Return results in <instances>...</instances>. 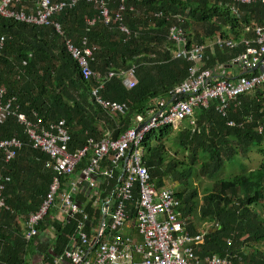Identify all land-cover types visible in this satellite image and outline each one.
I'll return each mask as SVG.
<instances>
[{"label": "trees", "instance_id": "obj_1", "mask_svg": "<svg viewBox=\"0 0 264 264\" xmlns=\"http://www.w3.org/2000/svg\"><path fill=\"white\" fill-rule=\"evenodd\" d=\"M37 1L23 0L21 8L29 12ZM59 1L68 0H51ZM98 1H103L111 13L120 2ZM123 7V23L131 33L125 41L116 26L104 25L94 4L85 0L50 18L62 36L51 25L31 26L0 17V36L5 38L0 54V88L6 98H16L19 111L29 119L34 113L45 122L63 121L70 135L69 152L81 149L88 137H98L101 128H129L136 115L144 114L155 102L167 100L168 92L185 79L190 63L172 59L174 45L167 40L168 28L177 23L174 17L180 18L187 48L208 45L215 37L238 41L243 27L264 25L261 3L123 0ZM158 13H162L161 18H151ZM92 19L95 22L88 27L86 23ZM84 37L89 46L98 47L89 62L92 70L119 73L135 67V88L125 89L121 78L115 76L100 93L106 101L126 105L120 119L114 120L92 103L91 84L83 81L65 50V40L78 47ZM239 53V49L218 48L211 53L208 47L204 67L228 65ZM239 101L238 109L231 108L226 117L218 115L212 106L195 111V129L187 123L176 135L169 126L152 131L143 140L142 160L156 187L164 182L174 186L191 235L199 231L189 221L194 214L199 223L210 226L196 253L199 257L230 256L232 264H264V84ZM227 121L234 122V127H228ZM9 138H18L23 146L8 163L0 154L1 194L7 207L0 209V264H35L39 256L47 261L51 254H61L68 246L73 226L52 221L55 213L51 210L37 226L40 235L53 228L49 250L38 236L25 241L28 217L43 200L52 173L46 168L48 158L30 147L23 127L13 117L0 122V139ZM168 143L177 149L175 154L185 153L184 157L171 156ZM251 149L262 157L256 169L216 179L201 194L198 192L196 180L213 179L225 164L240 168L238 155Z\"/></svg>", "mask_w": 264, "mask_h": 264}, {"label": "built area", "instance_id": "obj_2", "mask_svg": "<svg viewBox=\"0 0 264 264\" xmlns=\"http://www.w3.org/2000/svg\"><path fill=\"white\" fill-rule=\"evenodd\" d=\"M22 1L0 0V17L31 26L51 25L62 36L59 26L50 18L81 0H38L30 12L21 8ZM85 1L94 4L98 19L104 25L116 26L123 41L130 38L131 33L122 18L123 0L114 13L103 1ZM230 1L264 4V0ZM161 17L162 13L151 15L152 19ZM174 18L177 23L168 28L167 40L174 45L171 58L190 63L185 79L168 92V101L155 102L144 114L136 115L129 128L122 131L101 128L98 137H88L84 146L74 152L68 150L70 135L63 121L45 122L34 113L29 119L19 111L16 98H6L5 90L0 88V122L15 118L23 127L30 147L48 158L46 168L52 173L43 200L28 217L25 241L40 236L37 226L51 210L55 213L52 221L73 226L63 252L51 254L47 261L39 256L35 264H232L230 256L201 258L196 254L210 226L204 225V229L193 235L188 232V219L182 216L174 186L164 182L156 187L144 166L142 143L146 135L163 126L178 129L181 123L187 122L195 129L194 113L199 109L212 106L218 115L226 117L231 108L238 109L241 96L260 89L264 84V25L243 27L238 41L215 37L208 45L195 44L187 48L180 18ZM94 22L92 19L86 24L91 27ZM4 42V36H0V54ZM64 47L77 64L83 81L91 84L92 103L114 120L120 119L126 105L106 101L100 93L115 76L121 78L125 89L135 88V67L125 72L101 74L89 65L98 47L89 46L85 37L78 47L69 40H65ZM208 47L239 49L240 53L228 65L205 68L204 55ZM231 69L234 72H225ZM226 125L234 127V122L227 121ZM22 146L18 138L0 139L4 163L14 159ZM82 161L84 165L78 169ZM2 191L0 184V209L7 210ZM48 231L53 236V228Z\"/></svg>", "mask_w": 264, "mask_h": 264}, {"label": "rangeland", "instance_id": "obj_3", "mask_svg": "<svg viewBox=\"0 0 264 264\" xmlns=\"http://www.w3.org/2000/svg\"><path fill=\"white\" fill-rule=\"evenodd\" d=\"M211 53L213 52L214 49H210ZM187 125V122L181 123L180 124V128H184ZM180 128H173L172 129V134L176 135L178 134L179 129ZM157 132V131H156ZM167 149L169 154L175 155L176 158L180 159L183 158L185 153H178L175 154L177 149H174V147L168 143L167 144ZM239 161L241 163V167L239 168L238 166H228L227 164L224 165V167H222V169L216 174V176L213 179H208V178H203V179H198L195 181V185L196 188L198 190V192L201 194L203 192L204 189L208 188L211 186V184L213 183L214 180L216 179H223L226 178L228 176H232L234 174H237L239 172L242 171H250V170H254L258 167V165L261 163L262 161V157L260 156V154L255 150V149H251L250 151H248L245 155H238ZM81 163H84V161H82ZM80 163V164H81ZM71 178V177H69ZM189 221L192 222V225L194 226L195 230H201L204 229V224L199 223V221L197 220L196 214H194L193 218H189ZM264 249V245L262 247Z\"/></svg>", "mask_w": 264, "mask_h": 264}, {"label": "crops", "instance_id": "obj_4", "mask_svg": "<svg viewBox=\"0 0 264 264\" xmlns=\"http://www.w3.org/2000/svg\"><path fill=\"white\" fill-rule=\"evenodd\" d=\"M34 9V8H33ZM32 9V10H33ZM31 10V11H32ZM29 12H30V10H29ZM226 73L228 72V73H232V72H234V69H231V70H226L225 71ZM52 241H53V236L50 234V232L48 231V232H46L45 234H43V235H40L39 236V242L44 246V247H47L48 248V250H49V248H50V244L52 243ZM38 259L39 258H37V261H38Z\"/></svg>", "mask_w": 264, "mask_h": 264}]
</instances>
